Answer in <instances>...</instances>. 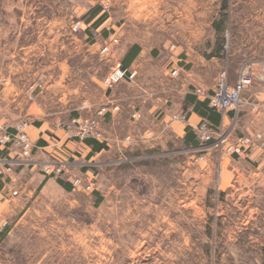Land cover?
<instances>
[{
  "label": "rangeland",
  "instance_id": "rangeland-1",
  "mask_svg": "<svg viewBox=\"0 0 264 264\" xmlns=\"http://www.w3.org/2000/svg\"><path fill=\"white\" fill-rule=\"evenodd\" d=\"M122 21L139 32L170 31L172 44L202 34L204 51L220 49L226 57L229 66L219 71L226 79L248 66L252 79L242 102L236 112L210 106L215 79L209 93L191 88L210 108L231 112L222 124L209 123L208 140L198 137L199 122L186 144L179 136L164 143L163 129L142 131L136 138L147 133L151 143L139 142L146 147L139 154H146L136 160L129 140L90 160L68 147L48 155L77 162L53 176L69 188L53 185L39 195L1 240L0 264H264V0H0V91L15 98L5 123L30 124L23 104L37 100L40 115L53 116L67 138L104 145L106 139L78 140L65 127L72 117L94 115L106 135L100 117L115 111V103L100 96L107 87L102 78L115 65L109 67L112 49L101 56V41L98 47L86 41L96 27L118 32ZM161 58L175 75L172 60ZM175 60L183 63L185 56L177 53ZM101 104L108 110L98 116ZM240 136L249 142L239 154L214 144ZM73 175L90 180L93 190L73 187Z\"/></svg>",
  "mask_w": 264,
  "mask_h": 264
},
{
  "label": "crops",
  "instance_id": "crops-1",
  "mask_svg": "<svg viewBox=\"0 0 264 264\" xmlns=\"http://www.w3.org/2000/svg\"><path fill=\"white\" fill-rule=\"evenodd\" d=\"M96 28L91 39H88L86 43L98 47L99 41L103 44L111 37H117V43L111 48L109 67L119 63L136 72L132 82L121 80L109 88H103V94L100 96L102 102L117 105L115 111H109L104 117H100V124L106 134L104 135L105 144L95 149L87 141L76 142L67 138L54 124L53 116L49 119L40 115L42 107L37 100H34L23 104V115L30 118L27 132L34 145L33 158L42 160L48 155L59 156L68 151L66 150L68 147L90 160L100 153L107 154L112 146L117 148L119 144L124 145V137L127 135L130 145L126 148H129L131 158L136 160L146 154H139L143 151L142 148H146L139 142H147V148L151 143V137L147 133L143 137L144 140L136 138L144 130L163 129L164 143L174 136H179L186 144L191 142L185 141L187 132L195 133L194 128L199 122L205 121L218 126L225 119L231 118V112L226 114L220 113L218 109H209L207 104L200 103L204 100L202 96L191 93L194 85H201L209 93L211 84L218 79L221 68L229 66L220 49L207 53L201 43L198 44L202 34L194 35L191 42L185 39V42L179 45L172 44L173 36L170 31L165 35L149 29L139 32L127 24V21L117 25L118 32L113 29L99 31L98 27ZM135 47L137 48L134 49ZM177 53L185 56L183 63H177L175 60ZM161 55H166L172 60L170 67L177 69L175 75H171L167 70L170 60L161 58ZM101 78L102 76L99 78L95 76L93 80ZM235 79V74L232 77L228 75L227 81L232 83ZM140 90L143 92L138 95ZM57 99L59 100V97ZM12 100L15 98L9 97L4 90L0 91V125L6 124L4 112L8 110ZM133 112H135L134 116ZM181 112L186 114L185 121L171 119L173 113ZM211 113H215L216 117L219 113L218 122L213 123L209 118L208 114ZM92 172L91 169L85 170V174ZM58 179L44 175L35 166H19L0 178V242L10 234L14 226L23 221L24 212L31 208L30 205H36L39 195L48 192L53 185H68L65 188H69L68 183L61 184Z\"/></svg>",
  "mask_w": 264,
  "mask_h": 264
},
{
  "label": "built area",
  "instance_id": "built-area-1",
  "mask_svg": "<svg viewBox=\"0 0 264 264\" xmlns=\"http://www.w3.org/2000/svg\"><path fill=\"white\" fill-rule=\"evenodd\" d=\"M79 27V21L73 24V29ZM117 42V37H111L106 40L100 47L99 53L101 56L107 54L111 46ZM172 74L177 72L174 67ZM136 72L133 69L122 67L120 64L113 65L110 70L103 76L102 83L110 87L121 80L133 81ZM251 73L248 66H243L238 70L237 77L232 84H229L226 79V72L222 70L218 75L216 88L211 94L207 95L210 106L218 109H236L241 101L240 93L250 84ZM33 86V85H32ZM197 94H207L201 87H196ZM116 109L117 105H113ZM108 110L107 105L101 104L96 110V115L104 114ZM133 116L135 113L132 114ZM171 119L185 121V113H173ZM29 122L21 120L13 125H0V178H3L7 173L13 171L19 166H39L45 175L59 176L67 172L72 164L77 163L75 160L54 157L42 160H36L32 156L33 142L31 141L27 127ZM66 133L70 136L83 140L86 138H95L104 140L105 136L99 126L98 118L94 115H77L72 117L65 127ZM211 128L205 121L197 125V135L201 140H208L211 136ZM227 137V135H226ZM226 137L215 141V145L223 144L229 152L240 153L245 145L249 142L248 136H240L234 142L226 143ZM124 140H129V136H125ZM113 160L104 161V164H112ZM73 187L82 190H93L94 185L90 180L84 179L81 175H73L69 177Z\"/></svg>",
  "mask_w": 264,
  "mask_h": 264
},
{
  "label": "trees",
  "instance_id": "trees-1",
  "mask_svg": "<svg viewBox=\"0 0 264 264\" xmlns=\"http://www.w3.org/2000/svg\"><path fill=\"white\" fill-rule=\"evenodd\" d=\"M137 47H135L134 49H136ZM202 105H206L207 103H206V100H204V101H201L200 102ZM209 109H211V108H209ZM208 116H209V118L213 121V123H215V122H218L217 121V118L219 117V113H218V117H216V114L215 113H211V114H208ZM190 141V140H194V133H192V132H190V133H188L187 132V135L185 136V141ZM85 141H87L88 143H91L92 144V146H93V148H100L101 146H103L102 145V143H99L98 141H96V140H94V139H86ZM58 181H59V183H61V184H66V183H64L61 179H58ZM66 187H67V185H65Z\"/></svg>",
  "mask_w": 264,
  "mask_h": 264
}]
</instances>
